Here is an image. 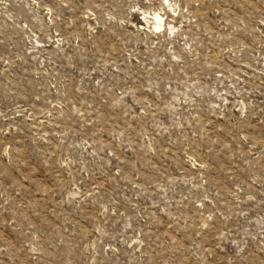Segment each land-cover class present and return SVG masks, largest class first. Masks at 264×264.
Segmentation results:
<instances>
[{"label":"rangeland","instance_id":"1","mask_svg":"<svg viewBox=\"0 0 264 264\" xmlns=\"http://www.w3.org/2000/svg\"><path fill=\"white\" fill-rule=\"evenodd\" d=\"M0 264H264V0H0Z\"/></svg>","mask_w":264,"mask_h":264},{"label":"bare ground","instance_id":"2","mask_svg":"<svg viewBox=\"0 0 264 264\" xmlns=\"http://www.w3.org/2000/svg\"><path fill=\"white\" fill-rule=\"evenodd\" d=\"M154 20H155V27L156 28H161L162 27V23H163V18L160 17L159 15H156L154 17Z\"/></svg>","mask_w":264,"mask_h":264}]
</instances>
